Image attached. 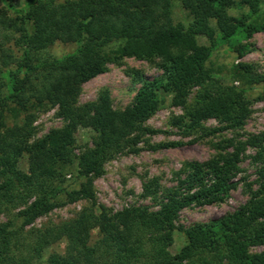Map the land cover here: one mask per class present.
Segmentation results:
<instances>
[{"label": "trees", "instance_id": "obj_1", "mask_svg": "<svg viewBox=\"0 0 264 264\" xmlns=\"http://www.w3.org/2000/svg\"><path fill=\"white\" fill-rule=\"evenodd\" d=\"M0 1L14 14H0V37L13 39L21 52L17 59L10 57L0 40V65L15 64L6 71L5 80L0 78V211L23 205L16 226L0 223V264H29L32 257L39 261L44 247L59 238L65 240L64 249L50 252L47 264H264V251H249L264 243V163L257 169V187L247 200L206 222L173 226L177 210L186 201L172 194L162 197L157 210L135 206L106 218L83 207L72 219L28 232L25 253L19 252L27 233L24 227L60 204V194L67 201L91 198L89 176L99 172L104 159L120 143L134 142L135 131H153L143 123L160 105L158 89L171 94V105L181 107L182 113L170 122L185 133L201 129V122L210 117L224 123V128L242 125L249 113L245 91L261 83L259 97L263 98L264 73L238 63L233 76L239 85L222 84L204 63L216 44L215 33L220 41L236 34L249 37L264 28V22L256 25L246 20L258 10L260 0H178L192 17L186 25L172 22V0H25L22 8ZM233 4L246 6L248 13L238 18L227 15L226 9ZM30 9L34 13L27 27L25 12ZM199 34L207 45L197 43ZM55 41L78 45L69 54L50 57L46 51ZM122 57H156L161 74L143 81L133 102L122 110L112 109L106 94L76 104L80 85L103 72L106 62ZM43 102L57 105L64 125L30 141L28 110ZM5 113L12 118L23 114V122L7 126ZM79 126L93 129L96 138L92 147L75 156L73 134ZM221 142L231 150L202 163L212 174L214 192L234 186L230 175L246 144L256 146L255 157H262L264 130L247 135L244 141L231 137ZM22 155L27 172L17 167ZM73 157L76 175L83 181L66 190L60 185L65 176L62 170ZM157 186L156 179H150L142 184L143 193L155 198ZM34 193L35 198L27 202ZM93 228L97 237L91 240ZM173 228L185 236L174 254L167 249Z\"/></svg>", "mask_w": 264, "mask_h": 264}, {"label": "rangeland", "instance_id": "obj_2", "mask_svg": "<svg viewBox=\"0 0 264 264\" xmlns=\"http://www.w3.org/2000/svg\"><path fill=\"white\" fill-rule=\"evenodd\" d=\"M24 1L9 0L16 8H22ZM2 12L6 16L14 15L11 10L3 7L0 1V14ZM33 13L32 9L25 12L27 27L31 25L30 16ZM247 13L248 9L244 5L233 4L226 9L227 15L237 18ZM170 16L173 23L186 25L192 20L189 12L178 0L171 1ZM246 20L256 25L264 22V0H260L258 10ZM210 25L215 27L213 20H210ZM214 37H216V44L212 47L204 65L209 72L219 77L220 83L239 85L233 76L238 63H246L255 72L264 73V28L252 32L249 37L236 34L228 40L220 41L217 40V33ZM0 40H3V47L10 53V57L14 59L20 57V48L13 39L5 41L0 37ZM196 41L198 44H208L205 36L201 34L196 36ZM77 45L75 42L55 41L46 52L50 57H61L73 52ZM14 66V62H8L6 66L0 65L2 81L6 79V71L12 70ZM161 71L159 59L156 57L151 60L122 57L117 61H108L103 72L80 85L76 104L96 101L100 95L106 94L111 108L122 110L133 102L143 81L158 77ZM260 94L261 83L251 84L245 91L249 113L240 127L224 128V123L210 117L201 122V129L185 133L170 122L171 117L182 113L181 107L171 105V94L158 89L160 105L143 123L145 127L153 131L145 133L135 131L133 135H137V138L134 142L120 143L119 149L104 159L99 172L89 176L91 198L78 197L67 201L60 194L58 196L60 204L25 226L23 232L27 233L24 234L25 239L19 246L20 254L24 252L23 248H26L25 243L29 240L28 236L31 232H35L42 226L72 219L83 207H90L97 215L106 218L113 212L135 206H146L149 210H157L162 197L172 194L186 201L177 210L176 217L173 219V226L181 227L206 222L231 212L245 202L249 193L256 189V173L264 163V154L256 158L258 148L246 144L239 153L236 171L230 175L234 186L226 191H213L212 174L207 168H202L204 167L202 163L217 153L231 150L221 142L224 138L232 137L235 140L244 141L247 135L264 130V97H259ZM28 111L32 116L29 123L30 141L42 137L51 129L64 125V119L57 113V105L43 102ZM22 122L23 114L21 113L15 118L7 113L4 114V123L7 126ZM73 136V152L76 156L85 148L93 146L96 132L89 127L79 126L75 129ZM75 159L73 157L71 163L63 166L62 171L65 176L60 185L66 190L77 188L83 181V178L80 179L76 175ZM17 167L21 172H27L25 155L18 159ZM150 179H156L158 185L155 198L150 194H144L142 190V184ZM152 189H154L153 186ZM35 195L36 193L32 194L26 201L33 200ZM22 206L0 211V223L8 222L11 227L16 226L19 222L17 212ZM171 236L172 240L167 249L174 254L184 244L185 236L176 228L171 231ZM96 237L97 232L93 228L90 230V239L93 240ZM64 246V238H59L44 247L39 261L35 259L36 257H32L29 264H47L45 262L47 255L52 251L62 253ZM14 251L18 254V251ZM249 251H264V243L251 246Z\"/></svg>", "mask_w": 264, "mask_h": 264}]
</instances>
